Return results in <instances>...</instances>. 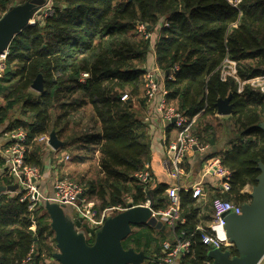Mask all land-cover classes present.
<instances>
[{"label":"trees","instance_id":"obj_1","mask_svg":"<svg viewBox=\"0 0 264 264\" xmlns=\"http://www.w3.org/2000/svg\"><path fill=\"white\" fill-rule=\"evenodd\" d=\"M15 1L0 0V13ZM140 24L148 32L160 25L156 65L165 75L169 72L164 80L168 104L188 117L199 113L191 131L212 148L204 153V161L219 156L232 172L231 189L211 187L207 204H200L191 190L180 193L184 222L175 231L190 247L179 264H205L212 260L211 247L203 242L200 227L207 229L212 220L214 198L249 202L248 187L256 184L258 166L264 163V92L247 83L264 76V0H52V11L37 17L8 47L0 78V125L21 106L23 117L11 120L4 133L26 131V160L42 173L39 138L52 131L67 146L81 143L86 152L93 151L96 177L84 195L94 196L101 209L144 205L149 196L153 210L168 209L169 185L154 187L151 180L142 183L136 177L151 154L146 124L135 106L147 102L146 62L152 47ZM226 59L236 63L237 78L222 77ZM39 75L44 79L41 93L32 89ZM227 98L232 110L221 117L217 105ZM86 108L94 129L77 132L76 115ZM225 135L227 145L219 149ZM4 165L0 155V170ZM49 219L41 205L30 211L20 194L0 195V264H23L33 248L38 263L50 253L54 246ZM88 236L92 245L95 229H88ZM166 238L160 230L139 224L132 226L123 246L149 254V264H156ZM230 250L237 255L235 248Z\"/></svg>","mask_w":264,"mask_h":264},{"label":"built area","instance_id":"obj_2","mask_svg":"<svg viewBox=\"0 0 264 264\" xmlns=\"http://www.w3.org/2000/svg\"><path fill=\"white\" fill-rule=\"evenodd\" d=\"M43 14L52 11V0H48L45 7L42 8ZM3 14L0 13V18ZM139 31L146 38L153 40V32H148L144 24L139 25ZM9 47V46H8ZM8 48L0 55V78L6 69V59ZM221 74L224 79L227 77L237 78L236 63L230 59H226L221 67ZM87 76V74H84ZM167 75V74H166ZM165 73L158 67L147 71L146 97L147 101L157 100L156 107L162 119L167 123H174L179 129L177 138L167 146V154L169 156L174 179L178 180L175 184L169 186L166 190L170 198V206L164 211H155L153 214L162 220L167 226L175 229L178 223H183L184 219L180 212V193L184 191H192L193 197L201 200L205 195L203 179L191 186H185L179 183L180 177L184 174L183 163L187 154L192 150H199L203 153L208 152L209 146L204 145L200 140L192 135V125L195 123L199 113L193 117H188L176 110L175 107L168 104L167 90L160 87L159 80L165 78ZM252 86L261 87L264 84V76L256 77L249 80ZM264 92V88H261ZM239 91H242V86ZM127 99V96L123 97ZM40 142H44L50 148H55L50 144V134L39 138ZM27 134L22 129L11 130L5 133V142L0 143V155L5 160L6 172L4 177L9 181L5 185H17V194H20V200L28 203L30 211L38 208L42 202L51 201L59 205L69 206L73 208L79 219L94 225L104 223L108 217V211H112L121 206L108 207L101 209L96 202L84 195V187L67 178H56L54 181V193L47 196L41 189L40 182L42 180V171L36 166L29 165L26 160ZM70 155H66L69 159ZM203 178L215 176L217 184L214 186L222 191L231 189L232 172L223 166L219 156L206 158L203 162ZM136 177L142 182L147 183L151 180V172L148 166L136 173ZM250 190V189H249ZM212 220L208 224L207 229L200 227L203 231L202 240L211 248L218 247L221 249H230L232 242L226 231V215L228 213H242V205L232 200H226L221 197L214 198L212 202ZM108 215V216H107ZM35 230V225L32 226ZM190 241L177 240L175 242L165 241L163 243V251L158 258L156 264H179L180 257L189 250ZM34 248L23 261V264H30L33 260ZM205 264H214L213 261H206Z\"/></svg>","mask_w":264,"mask_h":264},{"label":"water","instance_id":"obj_3","mask_svg":"<svg viewBox=\"0 0 264 264\" xmlns=\"http://www.w3.org/2000/svg\"><path fill=\"white\" fill-rule=\"evenodd\" d=\"M47 2L29 0L25 5L26 13L12 7L0 18V55L19 33L35 23L36 15L43 14L42 8ZM166 74L169 75V72ZM32 89L40 93L44 91L42 75L35 79ZM217 106L219 115H230V98L220 100ZM260 128L264 130V121ZM50 144L55 149L63 144L54 131L50 133ZM258 168L260 174L252 186L251 200L242 205L241 214L232 212L226 215L225 228L237 255H233L230 249L210 248L208 255L214 264H259L264 258V163H260ZM17 187L0 185V192L14 191ZM60 206L65 207L50 201L45 203L53 221L64 214ZM152 209L151 196L144 205L129 203L127 210L106 220L92 245L75 228H58L55 239L60 253L56 255L57 259L60 264H140L146 258L145 253L133 248L125 249L123 241L130 235L134 225L147 224L158 230L166 229L165 223L153 214Z\"/></svg>","mask_w":264,"mask_h":264},{"label":"crops","instance_id":"obj_4","mask_svg":"<svg viewBox=\"0 0 264 264\" xmlns=\"http://www.w3.org/2000/svg\"><path fill=\"white\" fill-rule=\"evenodd\" d=\"M39 17V16H38ZM36 19V18H35ZM160 25L156 27V30L153 32V40H152V49L147 57L146 65L148 70L153 68L156 65V54H155V44L157 40V34H159ZM164 80H159L160 87H164ZM157 100H153L151 102H146L144 106H141L139 103H135L136 108L138 109V114L140 119L146 124V131L149 136L150 144H151V154L149 161L146 163V166L150 168L151 172V182L152 185L155 187L157 184L166 183L169 186L175 184L178 180L174 179L171 175L172 166L167 154V146L174 141L179 132V128L174 123H167L164 121L157 111L156 107ZM221 117H228L229 115H219ZM173 125V126H171ZM60 140V139H59ZM63 144H61L57 149L50 148L48 153L43 155L44 163H45V170L42 173V180L40 182L41 189L47 196H52L54 193V181L56 178L59 177V173L62 169L61 165L65 162L63 159L64 153H70L69 147L65 143V141L60 140ZM1 143V142H0ZM209 152V151H208ZM53 153V154H52ZM47 155H53L52 159L48 158ZM204 153L199 150H192L190 151L183 163V167L185 165L184 174L180 177L179 183L185 186H191L195 183L200 182L202 179L204 181V188H205V195L204 198L201 199L200 204H207L209 202V198L212 194L210 190L211 187L216 186L217 178L215 176H209L203 178V157ZM6 172V169L0 170V185H5L3 182V177ZM250 188L248 187V190ZM2 194H9L10 196H14L17 194L16 190L14 191H1L0 195ZM199 201V200H198ZM44 201L41 203V206L45 208ZM51 202V201H50ZM140 206V205H137ZM66 207V206H65ZM127 207H121L114 209L112 211H117L113 213L112 216L127 210ZM111 217V216H110ZM209 224V223H208ZM166 225V224H165ZM33 230V229H32ZM36 230V226H35ZM167 238L166 241L175 242L179 240V236L177 235L174 228L169 227L166 225V229L160 230ZM97 234V232H96ZM170 235V240L168 239ZM95 241V238H94ZM134 249V248H133ZM135 250V249H134ZM136 251V250H135ZM141 252V251H137ZM146 258L140 264H149L151 260V256L145 253ZM38 264V263H37ZM259 264H264V258L261 260Z\"/></svg>","mask_w":264,"mask_h":264},{"label":"rangeland","instance_id":"obj_5","mask_svg":"<svg viewBox=\"0 0 264 264\" xmlns=\"http://www.w3.org/2000/svg\"><path fill=\"white\" fill-rule=\"evenodd\" d=\"M28 1L22 3L21 0H16L13 3L12 7L20 8V11L22 13H26L25 5L28 3ZM8 10H10V8ZM5 13H3V15ZM35 17L37 18L38 16L36 15ZM151 49H152V47H151ZM256 88H260V89L264 88V84H262L261 87H256ZM34 91L37 92L36 90H34ZM1 102H2V99L0 97V103ZM19 117L20 118L23 117L21 115V106L20 105L16 106L14 109H12L10 111L9 118L5 121V123L0 125V142L1 143H4V141H5L4 131H5L6 127L10 124V121L14 120L16 118H19ZM76 117L78 118L80 125L77 127L74 126L73 128L75 130H77V132L93 131V130H91V128L94 129V119H93V116L91 115L90 108H86L85 111L83 110L82 112L78 113L76 115ZM228 138H229V136H227V135H225L221 138V140L219 141V144H218L219 149H221V148L223 149L226 147L227 142H228ZM40 143L43 146L44 154L48 153L47 151L50 150L49 146H47V144L44 142H40ZM80 144L81 143L71 144V146L69 147L70 153H64L63 154V159L65 162H63L62 163L63 165H61L62 169L59 173V177L60 178H67L68 180H71L77 184H80L84 188L87 189L89 182L94 181V178L96 177V163H97V161H96V159H94V152L93 151L86 152L85 149H82ZM211 149L212 148L210 147L208 149V151ZM67 154L70 155L69 159H66ZM52 156L53 155H51V156L47 155V157L51 158V159H52ZM78 156H81L84 159L78 160ZM183 168L185 169V165ZM250 191L252 192V187L250 188ZM89 198L93 202L95 201L97 206L100 207L99 202L94 200V196L89 197ZM200 202H205V201L199 200V203ZM60 208L63 210L64 214L61 216V218H59V219L56 218L54 220L55 221V227H53V222H54L53 218L48 214L49 218H50L49 220H50L51 229L54 230L53 235L50 239V240H52L51 244H53V246H54L53 250L50 253L46 252L45 254H43L39 263L36 262L37 254H36V251H34L33 261L30 264H37V263L38 264H60V261L56 257V255L60 253V250L57 246V242L55 239L56 233H57L56 231L58 228H75L77 230V232L84 234L85 239L87 241V239L89 237L88 236V229H95V232H99L103 228L106 220L108 218H110V216H112L113 213L120 211V210L108 211L109 216L107 215L108 217H106L104 223H102L100 225H94V224H89V223L79 219L78 216L76 215L75 211L73 210V208H71L69 206H66L63 208L60 206ZM44 211L46 213L48 212L46 210V208H44ZM62 218H64V219L62 220ZM168 239L169 240L171 239L170 235H169Z\"/></svg>","mask_w":264,"mask_h":264},{"label":"flooded vegetation","instance_id":"obj_6","mask_svg":"<svg viewBox=\"0 0 264 264\" xmlns=\"http://www.w3.org/2000/svg\"><path fill=\"white\" fill-rule=\"evenodd\" d=\"M4 169H6V167L4 166ZM33 261V260H32Z\"/></svg>","mask_w":264,"mask_h":264}]
</instances>
